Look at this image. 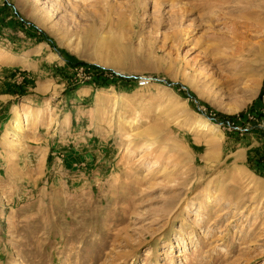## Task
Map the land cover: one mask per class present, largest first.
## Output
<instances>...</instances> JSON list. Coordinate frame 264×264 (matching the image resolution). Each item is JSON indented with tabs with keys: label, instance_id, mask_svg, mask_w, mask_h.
<instances>
[{
	"label": "rangeland",
	"instance_id": "374dc122",
	"mask_svg": "<svg viewBox=\"0 0 264 264\" xmlns=\"http://www.w3.org/2000/svg\"><path fill=\"white\" fill-rule=\"evenodd\" d=\"M7 2L9 90H94L104 143L1 171L0 264H264L263 177L231 154L258 130L264 165V0Z\"/></svg>",
	"mask_w": 264,
	"mask_h": 264
},
{
	"label": "crops",
	"instance_id": "0c3cea01",
	"mask_svg": "<svg viewBox=\"0 0 264 264\" xmlns=\"http://www.w3.org/2000/svg\"><path fill=\"white\" fill-rule=\"evenodd\" d=\"M44 73L45 75L48 74L46 71ZM9 86L10 89H13L0 76V183H2V170L5 172V169L8 170V167L14 163L16 167L20 165L22 167H30L33 165L31 163L32 158L35 154H38V150L43 154V160L45 162L46 160L52 159L58 153H64L67 157L68 154L71 155L80 151H91L92 147H102L104 143L103 138L98 134V130L95 128L91 130L93 129V121L88 116L86 107L87 99L94 90L79 87L72 91L70 88H65V90H59L62 94L56 93L53 95L54 98L43 102L45 98L37 94L18 97L17 91H19V88L11 92ZM40 107L43 109H39ZM15 109L19 110L24 116L25 114H32L35 117L32 118L23 132L19 131L14 133L12 131L11 127L12 123H14ZM47 114L48 117H43V115ZM6 116H8V120H6ZM25 134L26 136L38 138V147H31L29 145V149L26 150L21 148L17 143L11 142L15 141L16 138L23 139ZM58 137H63L64 139H60L59 141L57 139ZM259 141V131L254 130L246 135L244 139L236 141L233 144L234 148L231 154L237 155L241 163L247 161V158L256 159V162L247 165V168L258 178H260L259 176L263 177L261 179L264 181V165H261L257 161L259 154L263 151L262 148H259ZM90 145L92 146L91 149L86 150L84 148L90 147ZM81 157L74 158L78 159ZM84 157L87 158L88 156L85 155ZM56 158L57 160L59 159L58 157ZM62 160L67 161L63 157Z\"/></svg>",
	"mask_w": 264,
	"mask_h": 264
},
{
	"label": "built area",
	"instance_id": "2783aa9c",
	"mask_svg": "<svg viewBox=\"0 0 264 264\" xmlns=\"http://www.w3.org/2000/svg\"><path fill=\"white\" fill-rule=\"evenodd\" d=\"M0 2H1V4L4 6V5H6L7 7H10V4L7 2V0H0ZM15 15H16V13H15ZM20 21V20H19ZM115 78H118V79H128V77H125V76H123V75H119V74H114L113 75ZM131 79H133L134 80V82L137 84V86L138 87H140V88H143V87H145V86H147L148 84H149V79H147V78H145V77H130ZM261 111H262V113H264V110L263 109H261ZM253 115H248L247 116V118L250 120V119H252L251 117H252ZM254 117V116H253ZM215 121V120H214ZM219 127L220 126H223V127H226L227 126V128H228V130H232V131H241V132H249V129L247 128V127H245L243 130L242 129H240L239 127H237V125H233V124H230L229 122H227L226 123V125H224L223 123H220L219 125H218ZM259 127V126H258ZM260 128V130H264V121L262 122V124H261V126L259 127Z\"/></svg>",
	"mask_w": 264,
	"mask_h": 264
},
{
	"label": "bare ground",
	"instance_id": "6f19581e",
	"mask_svg": "<svg viewBox=\"0 0 264 264\" xmlns=\"http://www.w3.org/2000/svg\"><path fill=\"white\" fill-rule=\"evenodd\" d=\"M13 120H14V123H12V127H11L12 131L14 133L19 132L20 129H22L25 124L24 120L21 119L20 115L17 112L15 113V118ZM210 127L214 128L212 125Z\"/></svg>",
	"mask_w": 264,
	"mask_h": 264
},
{
	"label": "trees",
	"instance_id": "16d2710c",
	"mask_svg": "<svg viewBox=\"0 0 264 264\" xmlns=\"http://www.w3.org/2000/svg\"><path fill=\"white\" fill-rule=\"evenodd\" d=\"M116 79H118V78H116ZM119 80H120L121 82H124V81L127 82L126 79H125V80H124V79H119Z\"/></svg>",
	"mask_w": 264,
	"mask_h": 264
}]
</instances>
